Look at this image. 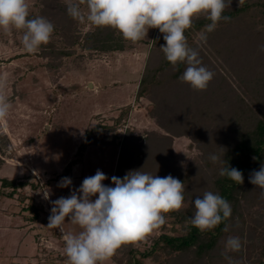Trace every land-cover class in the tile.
I'll return each instance as SVG.
<instances>
[{"label":"trees","instance_id":"1","mask_svg":"<svg viewBox=\"0 0 264 264\" xmlns=\"http://www.w3.org/2000/svg\"><path fill=\"white\" fill-rule=\"evenodd\" d=\"M42 15L54 25L61 41V45L49 42L41 48L40 56L49 58L50 69L61 67L63 58L77 53L78 46L90 52L125 49L126 40L112 28L94 26L83 32L80 22L67 14V5L59 0H45ZM224 15L231 21H221L199 47L203 65L215 73L206 91H196L180 81L185 66L173 70L160 49L165 44L163 35L155 29L136 99L145 97L153 104L150 115L164 132L150 130L143 138L129 130L121 145L115 176L123 178L139 169L160 177L171 174L184 183L185 205L166 214L173 224L169 231L178 234L164 231L146 250L132 244L125 258L118 260L120 264H149L148 259L158 264H228L222 252L230 235L239 236L243 247L229 256L239 264H264V199L260 189L249 182L250 173L264 164V52L259 51L264 34L255 29L257 23L264 22V0H245L241 7L238 0H232ZM207 23L200 18L186 30L190 46L197 47L198 32ZM131 110L130 105L122 108L110 128L114 130L125 122ZM96 130L86 131L81 151L98 144ZM176 137L189 138V147L199 151L186 167L172 160ZM223 153L231 167L243 172V184L221 177L219 169L224 165L209 160L210 154ZM67 168L71 170L70 165ZM0 184V196L18 195L21 200L26 199L22 193L25 187L40 188L38 182L28 179L0 177ZM205 191L225 198L232 215L215 229L201 232L191 226L190 217L195 212L194 199ZM30 207L38 219V208ZM225 223L227 232L223 231Z\"/></svg>","mask_w":264,"mask_h":264},{"label":"rangeland","instance_id":"2","mask_svg":"<svg viewBox=\"0 0 264 264\" xmlns=\"http://www.w3.org/2000/svg\"><path fill=\"white\" fill-rule=\"evenodd\" d=\"M26 2L29 18L43 16L45 0ZM81 7L87 14L86 7ZM80 26L83 32L94 27L87 21ZM255 29L264 34V22L257 23ZM154 33L155 29H149L147 37L135 44L126 40L122 51L90 52L78 46L77 53L63 58L61 67L50 69L49 58L40 56L41 49L34 54L24 50L22 31L5 33L0 29V80L5 84L0 94L12 105L6 120L0 121V177L40 184L38 189H23L25 200L18 195L0 196V264H68L60 229L47 227L52 205L43 198V191L49 190L53 201L67 197L98 169L109 178L103 183L111 186L128 131L133 129L143 138L150 130L164 132L150 115L153 104L145 97L136 99ZM50 42L61 45L60 35L53 32ZM127 105L132 107L128 119L113 130L110 127ZM103 126L107 128L100 129ZM96 127L98 144L81 151L86 131ZM190 142L187 137L174 139L176 155L172 160L178 166H188L199 152L189 147ZM63 177L71 178L70 187L57 186ZM30 205L38 208V219ZM172 225L167 219L134 245L146 250L162 232L178 234L169 231ZM62 227L64 233L81 231L67 219ZM131 245L121 246L116 256L103 264H120L118 260L125 258ZM148 263L158 264L152 259Z\"/></svg>","mask_w":264,"mask_h":264},{"label":"clouds","instance_id":"3","mask_svg":"<svg viewBox=\"0 0 264 264\" xmlns=\"http://www.w3.org/2000/svg\"><path fill=\"white\" fill-rule=\"evenodd\" d=\"M244 3L245 0H238L239 7ZM231 4L232 0H78L67 5V14L81 23L112 28L133 44L145 39L149 29H158L165 41L160 49L166 61L173 70L185 66L180 81L196 91H206L215 73L203 65L199 47L221 21H231V17L224 15ZM200 18L209 23L198 32V45L193 47L185 33ZM0 29L5 33L13 29L22 31L24 50L34 54L50 42L54 25L43 16L29 18L26 0H0ZM259 51L264 52V44ZM4 86L0 80V88ZM11 107L6 96L0 94V121L6 120ZM224 156L225 153L210 154L209 160L224 165L219 169L221 177L243 184V172L231 167ZM107 179L98 169L85 177L79 188L72 189L70 195L54 201L49 190L43 191V198L52 205L47 227L60 229L68 264H103L121 246L144 241L166 223V214L184 206V183L171 174L160 177L139 169L129 171L123 178L112 176L111 186L103 183ZM249 182L260 189L264 199V164L250 173ZM71 185V178L63 177L57 186ZM193 203L195 212L190 224L201 232L215 229L232 215L230 203L219 193L205 191ZM66 219L81 231L64 233L62 225ZM228 230L225 223L223 231ZM242 247L239 236L227 237L222 255L228 264H239L228 253H238Z\"/></svg>","mask_w":264,"mask_h":264}]
</instances>
